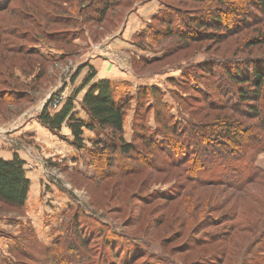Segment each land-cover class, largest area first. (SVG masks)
Here are the masks:
<instances>
[{
    "label": "rangeland",
    "instance_id": "1",
    "mask_svg": "<svg viewBox=\"0 0 264 264\" xmlns=\"http://www.w3.org/2000/svg\"><path fill=\"white\" fill-rule=\"evenodd\" d=\"M48 1L11 0L0 12V150H19L30 180L23 206L0 202V264H264V85L256 117L226 75L264 67L261 0H120L100 23L84 21L92 7ZM161 15L175 31L159 32ZM195 16L213 27H187ZM96 59L127 78L111 80H128L123 134L135 149L102 151L91 140L106 135L91 129L85 148L69 142L67 152L52 131L31 136L51 95H63L57 110ZM152 85L137 123V91ZM158 110L160 125L178 129L157 135L160 147L137 134L144 124L151 135Z\"/></svg>",
    "mask_w": 264,
    "mask_h": 264
},
{
    "label": "trees",
    "instance_id": "2",
    "mask_svg": "<svg viewBox=\"0 0 264 264\" xmlns=\"http://www.w3.org/2000/svg\"><path fill=\"white\" fill-rule=\"evenodd\" d=\"M11 0H6L5 3L0 4V12L9 8V3ZM48 1V0H47ZM72 1V9H68L67 6H63L60 2L54 4L55 7H62V9L66 12L70 10L73 13V8L78 10V13L85 12V10L89 8H93V12H89L88 16L84 19L85 22H96L100 23L108 13V10L112 8L115 3H118L120 0H70ZM122 1V0H121ZM223 2L224 0H219ZM49 2V1H48ZM55 3V2H54ZM122 3V2H119ZM257 5H259L260 9L264 12V0L257 1ZM85 8V10H84ZM44 9V8H43ZM58 9V8H57ZM222 8L217 7L212 11L213 14H210L212 17L211 21L216 20L218 25H220L223 20V16L221 15ZM235 12L236 10L233 9ZM44 11V10H42ZM41 14L43 15V12ZM239 12V11H237ZM66 14V13H65ZM82 15V14H81ZM241 15V12H240ZM44 16L45 18L49 19ZM53 17V16H52ZM60 17V16H56ZM67 18L75 20V22H80L81 18H77L73 14H68ZM54 18V17H53ZM159 21L166 25L163 30H159L160 33H170L175 31L172 26H169L168 19L165 16L157 17ZM211 21H206L203 18H197V16L190 17L188 20L183 18V22L187 23V27L192 28L195 25L197 30L202 28L213 27ZM185 23V24H186ZM193 23V25H190ZM189 24V25H188ZM236 25V24H235ZM1 27V26H0ZM219 27V26H218ZM15 28V27H13ZM17 28V27H16ZM178 33L183 38L196 39L201 38L203 35L197 31L199 34H188L186 32H181L176 29ZM73 32L74 31H70ZM6 33V31L0 29V47L2 36ZM164 33V34H165ZM48 36V35H47ZM49 37V36H48ZM50 38V37H49ZM70 39V38H69ZM50 40H54L51 39ZM70 41V40H68ZM19 49H22L21 46H17ZM35 49V48H30ZM12 50V49H11ZM42 57V55H41ZM44 58V57H43ZM91 70L85 77L81 86L74 90V92L67 97L62 106L57 110H52L50 107L55 101V99L60 95L61 92H56L51 95V97L44 104L42 110L38 114L39 121L45 125L50 131L59 135L60 137L66 139L68 142L72 143L78 149L86 147V140L84 137L85 129L96 130L100 133L106 135V138L97 137L92 139L91 141L96 145H101V150H116L117 147L120 148L121 152H131L135 149V143L126 141L124 138V124L126 119V108L133 99V95L130 94L128 88L129 83L128 80H111V79H99L92 83L93 78L96 75V70L93 66H90ZM80 70L76 72L72 76V80H74ZM227 77L236 85H238V98L241 103H245L256 117L260 116L259 108L261 106L255 107L251 103L258 100L262 97V86L264 85V67H257L253 70V75L248 76V74H243L242 72H226ZM88 85L86 92L84 93L81 100H79V104L81 108L86 112L88 118H83L80 116L78 111H76V99L78 93ZM158 91L157 86L152 85L146 88H139L136 94V99L138 103V108L136 110L135 120L137 123H140L139 120H143L146 111H148L147 106L143 103L145 99H147L149 94H156ZM19 95L15 97V99L24 98L22 92H18ZM147 109V110H146ZM163 117L160 110L156 113V119L158 120V126H156L151 135L148 136L146 134L145 129H151V127H146L142 124L141 129L137 132L138 137L144 139L148 144H154L156 147H160L159 138L157 135L165 136L168 138V133L170 131H177V128H173L167 126L160 125V122H164ZM261 126L264 129V117L261 118ZM64 125H67L72 133V138H68L67 136L61 133ZM195 132V136H199L198 139H201L200 131L193 130ZM229 136V135H228ZM235 139V138H234ZM196 143L200 144L202 139L198 142L195 139ZM238 141V140H237ZM243 143L239 141L238 144ZM117 146V147H116ZM206 146L205 152H213L220 153V150L215 147V145ZM210 148H213L212 150ZM207 152V153H208ZM194 153V152H191ZM25 161L20 158L18 153H15L11 159H6L0 155V202L12 205V206H23L28 199L29 189H30V180L27 176V170L24 166ZM194 167L199 168L200 165L196 162L193 164Z\"/></svg>",
    "mask_w": 264,
    "mask_h": 264
},
{
    "label": "crops",
    "instance_id": "3",
    "mask_svg": "<svg viewBox=\"0 0 264 264\" xmlns=\"http://www.w3.org/2000/svg\"><path fill=\"white\" fill-rule=\"evenodd\" d=\"M121 43L119 44V46L127 48L128 42H126V41L123 42V40H122ZM102 61H105V60L103 59ZM90 63H91L90 65H92V64L95 65V66L97 65L96 67L98 68V71H96V75L93 78L92 83H94L95 81H97L99 79H127L126 76H124V75H122L120 73H116L117 72L116 69H114V68L110 69L109 66H108L109 63L107 64L106 61L105 62H101L100 59L99 60L96 59L94 62L91 61ZM98 64L100 65V67L98 66ZM99 69H103V70L100 72ZM81 71H82V69L79 71V74H80ZM86 74H87V72L85 73V75ZM84 76H83V78H84ZM78 77H79V75H78ZM77 78H76V80H77ZM87 88H88V85L86 87H84L78 93L77 96L82 98L84 93L86 92ZM76 111H78V113L80 114L81 117L86 118V119L88 118L86 112L81 108V106L79 104V101H76ZM34 124H36V126H34V128H32L31 130H27L28 133L31 134V136L36 137L37 139H42V138L44 139L46 137H49L48 133L51 132V131L39 121L38 114H37L36 119H34ZM66 126L67 125H64L63 128H65ZM66 130L68 131L66 133L70 132V129H69L68 126L66 127ZM87 130H90V129H85L84 135H85ZM65 142H66V144L61 147L62 149H59L60 151L63 150V152H67V151H70V149H72V148L74 149L73 146H70V143L68 141H65ZM75 150H78V149L75 148ZM14 152H17L19 155H22L19 150H16V151H9V150L8 151L7 150L2 151V150H0V155L3 156L6 159H11L13 157Z\"/></svg>",
    "mask_w": 264,
    "mask_h": 264
},
{
    "label": "built area",
    "instance_id": "4",
    "mask_svg": "<svg viewBox=\"0 0 264 264\" xmlns=\"http://www.w3.org/2000/svg\"><path fill=\"white\" fill-rule=\"evenodd\" d=\"M63 101V95H59L56 99H55V101H54V103L52 104L54 107H58L60 104H61V102Z\"/></svg>",
    "mask_w": 264,
    "mask_h": 264
}]
</instances>
